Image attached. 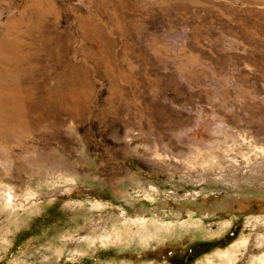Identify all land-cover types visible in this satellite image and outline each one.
<instances>
[{"label": "rangeland", "instance_id": "rangeland-1", "mask_svg": "<svg viewBox=\"0 0 264 264\" xmlns=\"http://www.w3.org/2000/svg\"><path fill=\"white\" fill-rule=\"evenodd\" d=\"M0 264H264V0H0Z\"/></svg>", "mask_w": 264, "mask_h": 264}]
</instances>
